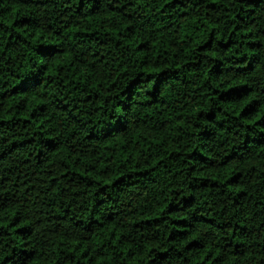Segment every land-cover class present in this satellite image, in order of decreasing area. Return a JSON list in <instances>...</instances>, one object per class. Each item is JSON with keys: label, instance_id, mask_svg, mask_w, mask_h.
Masks as SVG:
<instances>
[{"label": "trees", "instance_id": "obj_1", "mask_svg": "<svg viewBox=\"0 0 264 264\" xmlns=\"http://www.w3.org/2000/svg\"><path fill=\"white\" fill-rule=\"evenodd\" d=\"M246 2L252 7L230 20L218 0H0V264H174L178 256L187 264H264V102L247 82L236 83L261 60L253 63L261 42L247 30L260 3ZM222 19L231 34L217 40ZM213 41L224 53L237 47L225 56L238 74L230 85L215 82L225 60L208 57L216 61L210 81L192 55L215 52ZM180 56L182 64L164 67ZM130 68L139 71L129 85L147 83V99L137 101L132 87L117 93L122 99L110 94ZM209 93L222 105L252 99L233 116L227 107L205 109ZM112 103L147 111L122 122L107 111ZM191 112L209 123H193ZM52 124L90 130L54 138ZM114 131H131L133 140L120 142ZM193 135L201 143L189 148L183 141ZM221 137L232 150L210 176L205 149ZM181 173L192 177L187 195L177 186ZM165 184L171 199L160 204ZM209 196L220 201L216 210ZM194 222L227 232L216 251L205 254L199 239L184 245L199 255L167 246L192 234Z\"/></svg>", "mask_w": 264, "mask_h": 264}, {"label": "clouds", "instance_id": "obj_2", "mask_svg": "<svg viewBox=\"0 0 264 264\" xmlns=\"http://www.w3.org/2000/svg\"><path fill=\"white\" fill-rule=\"evenodd\" d=\"M108 2L110 3L111 0H108ZM145 2L146 0H136V3L138 5L144 4ZM218 3L225 5L230 9V11L227 13V16L230 20L234 17L236 12L241 11L242 7L244 8L252 7L251 5L247 4L246 0H218ZM259 3H260V7L256 8L255 10L256 22L252 24L251 26H249L247 30L253 33L254 39L259 40L261 42L260 46L255 49L256 57L252 58L253 63H256V58H261V60L259 63L256 64L255 71L249 72L248 75L244 77L243 81L237 79L236 83L247 82L249 87L253 89V95L256 96L258 99H261L262 102H264V93H261L258 91L259 89L264 88V34H257L258 29L264 31V0H259ZM241 14L247 17V12H242ZM215 15H223V9L221 8L220 12L215 13L214 16ZM247 18L250 19L251 17H247ZM233 23H239V21H233ZM231 26H232L231 24L225 25L222 19L221 22L217 25V33H216L217 40H220V39L226 40L228 35L231 34L230 31L228 30ZM201 39H207V32H205L201 36ZM213 44L216 46L215 52H209L206 56H202L199 53H195V52L192 54L193 57L203 60V63L200 65V70L202 72V76L207 77L210 81L212 80V77L208 76V70L211 68V65L213 63H216V61H212L208 59V57L215 54L217 55L218 60H225V56L230 55L234 57L237 54V47L230 48L227 53H224L223 50L220 49L216 41H213ZM192 47L195 48L196 45L193 44ZM247 51H249L248 48L239 47V52L241 54ZM184 58H185L184 56H180L176 60L171 61L169 64L164 65V67L174 69L178 64L183 63ZM228 63L229 61L225 60L224 74L222 76H217L215 78L216 84L220 86L230 85L233 79L238 75L235 72L234 68L229 69L227 67ZM138 71H139V68H135V69L130 68L127 74H125L123 77L118 78L115 81L116 88L113 90H110V94L114 97V99H122L121 97L117 95V93L123 90L125 87L135 88L136 93H138V95H136L137 101L147 99V97H145L144 95L145 91L149 87L147 83L140 85V86H137L136 84H133L130 86L128 83L130 80H133L135 78ZM183 71H187V70L185 69ZM257 77L259 78V80H257ZM173 84H176V82L172 81L171 83L167 85L165 96L170 95ZM241 96H243V93H241ZM249 99H252V97L249 96L247 99H241L240 97H237L235 98L234 103L229 104V105H222L219 100H216L215 98H213L211 94L209 93L207 96L201 97V103L203 104V107L205 109L212 108L213 110H215L218 108L223 109L224 107H227L228 111L231 112L233 116H235L239 114L240 109L243 107L244 104L248 103ZM107 111H111L113 112V115L119 116L122 122H130V121H136L138 116L141 113L146 112L147 110L140 108L139 106H137L134 109H121V107H119L115 103H112L107 106ZM107 111L105 112L103 116L98 117L101 123H107ZM155 111H156L155 108L152 109L153 115L155 114ZM197 111H199V108H197ZM223 115L224 113L223 111H221L220 118H223ZM189 116L193 123H199L201 127H203L205 123H209L208 121H204L203 119H198L196 117L195 112L189 113ZM228 119L231 122L232 116H229ZM242 121H243V117H240V120L236 121L235 123L237 125H241ZM51 127L54 129L51 135L54 138L61 137V139H67L69 136V131L78 132V134L82 137L83 135L87 133V131L90 130L87 128V126H85V128L83 129H76V128L67 129L59 125L52 124ZM99 130H100V125L98 124L96 126L95 131L99 133ZM189 131L192 133H195L197 130L194 128H191V126L189 125ZM113 136L116 140H120V142H124L125 140L127 141L133 140V134L131 131H126V132L114 131ZM233 142L241 143V141L238 138L235 139ZM198 143H201V141L196 135H193L190 139L186 138L183 141V144L188 146L189 148L196 147ZM207 149H211V151L209 152ZM231 150H232V144L228 142L227 140H223V137H221L219 140H214V141L209 142L207 144V148L205 149V154L211 157V160L214 166L210 168L206 174L210 176H215L217 173H221L223 170L220 167V161L223 160L225 157V154ZM262 154H264V151H262ZM197 167L199 168L200 165L198 164ZM197 174H199V172H197ZM181 175L184 177V182L182 185L178 184L177 186L178 187L183 186L185 189L184 194L187 195L189 192V189L187 188V183L192 179V177L190 175H185L184 173H181ZM157 191L159 192L157 196V200L160 204H163L165 199H168V200L171 199V193L168 190V186L166 184L161 185ZM196 195H197L196 207L199 208L202 203L200 197L205 196V193L198 191ZM207 199L209 200L208 207H212L213 210H216L220 201L214 199L211 196L207 197ZM152 207H156L155 201L152 202ZM149 211H151V209H149ZM192 211H193L192 209L189 210L188 212L189 217H191ZM165 223H168V221H165ZM168 230H171V225H169ZM205 233H208L209 235L205 236ZM226 235H227V232H218L211 225L203 224V223H195V227L193 228L192 234H188L186 237H177L175 241L168 242L167 246H172L174 244L175 245L174 250H179V252L184 253V255H193V254L199 255L200 254L199 252L191 253L188 250H186L184 247V245L187 244L189 240L199 239L201 243L206 244V248L204 249V253L206 254L207 251L209 250L216 251L223 243L220 237L226 236ZM155 246L156 244H153V247ZM221 255L223 259L226 253H222ZM144 256H146V253L141 255L140 257L141 260L144 259ZM107 260L111 261V257H108ZM111 264H116V262L112 261ZM174 264H187V262L184 260L183 256H178L175 259ZM217 264H219V262H217Z\"/></svg>", "mask_w": 264, "mask_h": 264}]
</instances>
